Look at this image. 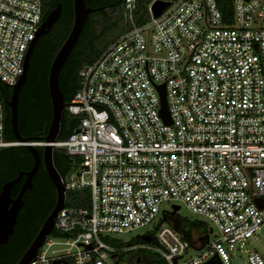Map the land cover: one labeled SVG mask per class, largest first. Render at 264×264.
I'll list each match as a JSON object with an SVG mask.
<instances>
[{
	"label": "built area",
	"instance_id": "2783aa9c",
	"mask_svg": "<svg viewBox=\"0 0 264 264\" xmlns=\"http://www.w3.org/2000/svg\"><path fill=\"white\" fill-rule=\"evenodd\" d=\"M153 1L143 17L137 0L122 1L128 28L79 70L64 104L77 122L46 142L4 139L2 95L23 72L43 0H0V148L63 151L76 161L61 175L65 199L87 191L89 204L64 200L52 230L64 235L51 231L29 264H127L122 255L138 249L166 264H235L242 253L240 264H264L245 247L264 225V0H162L158 15ZM162 86L170 122L159 112ZM163 203L154 244L112 236L152 223ZM181 204L213 233L205 246L162 222Z\"/></svg>",
	"mask_w": 264,
	"mask_h": 264
},
{
	"label": "trees",
	"instance_id": "16d2710c",
	"mask_svg": "<svg viewBox=\"0 0 264 264\" xmlns=\"http://www.w3.org/2000/svg\"><path fill=\"white\" fill-rule=\"evenodd\" d=\"M84 1L86 6L94 10L89 13L76 45L59 71V87L63 93L65 103L72 98L78 89L79 70L85 64L93 62L100 52L111 43L107 42L101 48H93V41L103 33V31L98 33L97 29L104 23L112 22L111 19L115 18L116 12L117 18H120V16L122 18L123 0ZM150 1L137 0V11L141 13L139 15L142 16L146 12ZM57 3L61 5L60 16L53 26L38 38L29 59L26 81L21 86L18 94L17 127L21 137L26 138V140L43 139L50 122L51 106L47 91V72L54 54L70 29L73 16V0H43V18ZM142 17L137 15L135 22L137 24L141 23L143 21ZM127 28L128 24L125 23V26L119 30L115 38ZM10 93L11 90L9 95ZM5 102L6 98L3 101L4 139L13 141L15 138L9 123V108ZM76 122L77 117L64 111L57 138H65L72 131ZM37 149L41 151L40 147H37ZM53 160L61 175L66 174L76 162L60 150L53 151ZM31 166V154L26 151L25 146L15 145L0 148V188L6 180L16 177L20 171H25L24 169H29ZM31 183V188L27 189L22 197L23 203L18 210L13 232L4 244H0L1 264H15L54 205L55 190L43 166L37 169L31 178ZM19 185L17 184L13 189L12 195L18 192ZM81 194L82 196H79L77 192L67 193L66 204L87 207L89 205L87 191H83ZM162 222L176 229L194 248L205 246L210 237L207 223L194 217H184L177 212H169L164 215ZM52 234L64 235L56 231H52ZM133 243L152 245L155 243V239L153 235L147 234L137 237ZM135 254V260H138L139 264H166L157 253L148 249H138Z\"/></svg>",
	"mask_w": 264,
	"mask_h": 264
},
{
	"label": "water",
	"instance_id": "95a60500",
	"mask_svg": "<svg viewBox=\"0 0 264 264\" xmlns=\"http://www.w3.org/2000/svg\"><path fill=\"white\" fill-rule=\"evenodd\" d=\"M166 5L167 2L165 1L154 0L151 4L152 13L154 15H158ZM93 10V8H90L85 5L84 0H73V16L70 29L65 39L54 54L52 61L49 65L47 72V91L51 104V116L47 133L43 137V140L46 142H52L58 137L60 131V124L64 113L65 102L63 93L61 92L59 87V71L66 58L68 57L69 53L76 45L83 25L86 22L89 13L93 12ZM60 12L61 5L60 3H57L55 7H53L41 21L36 35L33 40L29 43V46L25 53L23 61V72L18 78L17 82L11 87L10 96L8 99H6L5 103L9 108V123L15 140L26 141V138L21 137L17 127V100L19 90L26 81L30 56L33 52L37 39L41 35L45 34L53 26V24L58 20ZM160 100L161 107L159 109V112L165 122H170L165 104L163 86L160 91ZM25 147L31 152L33 156L32 167L29 170L20 171L16 177L6 180L0 188V244H4L7 241L9 235L13 232V225L15 223L18 210L22 204L23 193L26 189L32 186L31 178L36 172L41 159L43 160L46 173L55 190V202L51 211L39 226L30 244L23 252V254L19 257V259L15 262V264H29L30 261L36 256L37 250L41 246L43 240L53 230L54 218L57 212L63 208L65 200V187L61 182V173L58 171L54 164L52 146H44L41 149V154L39 153V150L34 146L27 145ZM21 175L25 176L24 180L16 196L12 197L10 195L11 188L20 179ZM179 208L180 207L178 205H173L171 212H177ZM176 260L177 257L173 259L174 264L176 263ZM57 262V260H54L51 264H57ZM213 262L220 264L216 256L209 258L206 262L202 264Z\"/></svg>",
	"mask_w": 264,
	"mask_h": 264
},
{
	"label": "rangeland",
	"instance_id": "374dc122",
	"mask_svg": "<svg viewBox=\"0 0 264 264\" xmlns=\"http://www.w3.org/2000/svg\"><path fill=\"white\" fill-rule=\"evenodd\" d=\"M111 13H115V12H111ZM115 18H117V12L115 15ZM111 19L113 20L112 22H108V23H104L103 25H101L97 30L98 33H103L101 35H99L97 38H95V40L93 41V48H101V46H103L105 43L107 42H112L113 39L115 38V36L118 34L119 30L125 26V23L123 21V19L118 17L117 19ZM116 20V22H115ZM55 29V28H54ZM74 164V163H73ZM180 208L177 211V213H179L181 216H187V217H194L187 208H185L184 205H179ZM170 209V203H163L160 205V212L157 214L155 220L145 226L139 227L135 230H132L130 232H126V233H115L112 236L119 240L122 241L125 244H133V241L137 238V237H142L143 235H153L155 234L156 228H157V224H158V218L160 219L161 217V211L162 210H169ZM209 239L212 240L213 239V233H209ZM249 249H254L255 251H257L263 258H264V225H261L257 231V234L255 235L254 238L249 239L246 242V246ZM244 248V247H243ZM154 252V251H152ZM195 254L194 250H188L187 252H185L184 256L180 259V262L187 258L190 255ZM136 256L135 251L133 252H127L125 254L122 255V260L125 261L127 264H130L132 259H134ZM245 260V253H242L240 256H236L235 257V264H240L239 262H243ZM139 264V263H138Z\"/></svg>",
	"mask_w": 264,
	"mask_h": 264
},
{
	"label": "flooded vegetation",
	"instance_id": "af4514ba",
	"mask_svg": "<svg viewBox=\"0 0 264 264\" xmlns=\"http://www.w3.org/2000/svg\"><path fill=\"white\" fill-rule=\"evenodd\" d=\"M38 40V39H37ZM37 42V41H36ZM35 45H36V43H35ZM35 47V46H34ZM11 90V88L9 89L8 87H3L2 88V95H3V99H8L9 98V91ZM50 106H51V104H50ZM51 116V115H50ZM26 148V147H25ZM42 149V148H41ZM26 151H28L30 154H31V152L26 148ZM39 153L41 154V151H39ZM31 159H32V165H33V156H32V154H31ZM41 166H43V168L45 169V167H44V164H43V160L41 159L40 160V163H39V166H38V168L37 169H39ZM32 167V166H31ZM30 167V168H31ZM29 168V169H30ZM29 169H24V170H29ZM37 171V170H36ZM46 171V170H45ZM35 174V173H34ZM48 176V175H47ZM24 175H21V177H20V179L13 185V187L11 188V191H10V195L12 196V197H15L16 196V194L15 195H12V192H13V189L17 186V184H20L19 185V188H20V186H21V184H22V182H23V180H24ZM33 177V176H32ZM49 178V177H48ZM31 188V187H30ZM29 189V188H28ZM27 190V189H26ZM25 190V191H26ZM18 191H19V189H18ZM24 191V192H25ZM23 195H24V193H23ZM23 197V196H22ZM23 203V202H22ZM21 206H22V204H21ZM21 206H20V208H21ZM19 208V209H20ZM135 260V258L134 259H132V261H131V263L130 264H133L134 261ZM64 263H68V262H63V261H58L57 262V264H64ZM69 264V263H68Z\"/></svg>",
	"mask_w": 264,
	"mask_h": 264
}]
</instances>
